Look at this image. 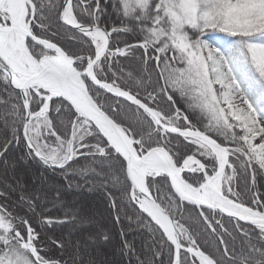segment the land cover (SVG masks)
<instances>
[{
  "label": "trees",
  "instance_id": "trees-1",
  "mask_svg": "<svg viewBox=\"0 0 264 264\" xmlns=\"http://www.w3.org/2000/svg\"><path fill=\"white\" fill-rule=\"evenodd\" d=\"M31 1L32 32L61 45L83 71L98 48L93 32L61 21L64 0ZM164 1L71 0L79 24L103 25L111 33L108 50L93 65L94 75L139 98L162 123L177 130L195 128L227 146L224 177L229 178L230 192L227 183L223 192L264 211V141L253 143L260 131L258 122H264V0H196L193 15L185 21L163 14ZM27 45L35 58L53 53L31 40ZM193 51L201 57H192ZM83 77L91 96L121 124L136 150L165 148L182 169L183 179L194 187L216 172L217 157L203 153L189 137L157 126L139 104ZM235 95L244 105L231 103ZM45 98L42 89L28 92L30 111L37 118L43 114L48 118L42 139L65 143L71 139L74 119L83 118L67 100L55 96L48 98L41 113ZM24 119L21 92L0 70V264H14L16 252L33 261L28 245L24 247L27 241L49 264L172 260L173 244L139 207L121 154L93 123L90 132L74 136V154L68 160L49 165L25 144ZM188 158H196L201 167H187ZM147 184L188 229L190 235L182 234L183 244L192 238L215 264H264L262 227L181 201L165 173L148 176ZM76 197L83 202L98 200L96 211L105 215L99 217L101 228L94 232L97 247L84 243L81 232L92 229L93 223L84 216L83 203L78 210L72 206ZM180 254L179 264L196 263L188 252Z\"/></svg>",
  "mask_w": 264,
  "mask_h": 264
},
{
  "label": "water",
  "instance_id": "water-1",
  "mask_svg": "<svg viewBox=\"0 0 264 264\" xmlns=\"http://www.w3.org/2000/svg\"><path fill=\"white\" fill-rule=\"evenodd\" d=\"M5 0H1L0 3L4 2ZM63 6L60 11V19L61 21L71 26L72 28L79 30V31H86V32H92V31H98L103 35V42L102 47L94 54L93 59L87 63L85 66L86 68L83 69V71H79L77 67L73 64V59L69 57L65 49L53 41L52 39H47L44 37H38L36 36L32 31L30 27V22L34 18V11H35V5H33V2L31 0H17L16 3V11L14 12L12 17V23L9 25V29L11 31H14L16 33V36L21 34L23 37H25V40L28 38L32 40L35 44L41 45L42 47H45L48 50H52L54 52V56L59 57L60 60H62L64 64V71L61 72L58 68L54 67L52 64L49 66H43L40 68V70L30 73V75H17V70L13 67L10 60L5 59L3 56H0V70L4 73L8 81H10V84L12 87L21 92V98L22 102L24 103V110H25V119H24V125L22 129V134L24 138L25 144H27V147L29 150L35 154L41 161L51 165V162L47 159V157L35 148L34 145H32L29 141L28 133H27V127L29 125V121L32 116V112H30V105L28 101V90L33 87V85L37 84L38 88H43L47 91H49L54 96H59L64 98L68 101V103L72 106V108L76 111H78L84 118L91 121L104 135L103 130H101L99 124L95 120L96 118L100 120L101 124L104 125L106 128L111 130L112 138L115 141V145L112 143H109L112 145L118 153L121 154L123 161H124V168L127 175V178L129 182L131 183V192H136L140 197L141 200L146 203L149 207L154 209L156 213H158L163 221V223L167 226V231H163L165 234H167L171 244H173V258L170 262L167 264H179L181 259V251L188 252L191 256H200L202 258H207L214 264V260L208 256L207 253H204L202 249L197 245L194 240L191 245H184L181 243V228L185 230V232L189 233L188 229L185 228L184 225H181L180 222H178L177 219H174L171 213L168 211V209L163 205L161 202L157 200L155 195L150 192L146 177L143 178V184L137 182L134 178V170L137 169L138 166H140L145 160V157L152 152H159L164 151L169 159V153L165 150V148H158V147H151V149L142 152L140 155H136L134 151L131 149L130 145L128 144V136L125 132V129L121 126L120 123L116 122L107 112L102 109L97 101L91 96L89 92V88H87L86 80L83 77L84 75L88 77V79L95 83L97 86L103 88L104 90L107 89L108 91L113 92L114 94H119L125 98L130 99L131 101L135 102L136 104H139L141 107H143L150 117H152L154 123L157 126L163 127L165 130H169L168 127L162 124L161 121L157 117H155L154 112L150 107H148L145 103H143L139 98L136 96H133L130 92L127 90L124 91L119 86H114L108 82H101L98 80L97 77L93 75V65L104 55V53L109 48V41L111 39V33L109 30H107L103 25H97V24H91V25H84L79 24L73 20H67L66 19V11L71 7L70 0H64ZM29 11V18H27V12ZM27 19V21H26ZM50 56H43V58H48ZM34 58V57H33ZM37 60L36 58H34ZM53 73L58 79L59 87L61 89V93L57 94L48 88L44 87L43 85H39L38 81L41 79V77ZM72 78L75 80V88L78 91L81 99H83V103H80L77 99H75L73 93L75 91V88L72 87ZM184 130H182L183 132ZM195 132L196 134L205 135L199 132L197 129H193L192 133ZM184 133V132H183ZM206 136V135H205ZM208 137V136H207ZM210 138V137H209ZM107 139V138H106ZM213 145L217 146L219 149H221L225 153V161L222 166V169H218L216 173L222 172L225 169V164L229 158V151L227 146H223L220 143H218L215 139H212ZM110 142V141H109ZM172 167L175 169V174L172 173L171 169L168 168V166L165 165L164 167V173L167 175L168 179L170 180L172 191H175L176 195L179 197V199L183 202L190 203L194 206H197L199 209H209L216 212H220L224 214L227 217H230L234 220H241L248 224H253L260 226L257 222V220L252 218H244L242 216H238L233 212H230L229 210H225L224 208L220 207L219 205H215L211 202L203 201L198 199L197 197L190 196L186 192L184 193L182 190H180L176 184V179L183 180L181 169L177 167L173 159H171ZM212 179L213 176H210ZM219 195L222 199L225 200H231V198L228 195H225L222 191L219 192ZM141 207V206H140ZM143 211L147 213L144 209ZM150 217L151 215L147 213ZM152 218V217H151ZM264 222V217L261 218ZM153 220V219H152ZM155 221V220H153ZM156 222V221H155ZM157 223V222H156ZM159 224V223H158ZM160 225V224H159ZM35 257V255H34ZM43 264H46L43 262Z\"/></svg>",
  "mask_w": 264,
  "mask_h": 264
},
{
  "label": "rangeland",
  "instance_id": "rangeland-1",
  "mask_svg": "<svg viewBox=\"0 0 264 264\" xmlns=\"http://www.w3.org/2000/svg\"><path fill=\"white\" fill-rule=\"evenodd\" d=\"M195 1L196 0H165L164 1V7H163V14L168 15V18L173 17V19L175 20H181V21H185L187 19V17H191L194 13L195 10ZM251 9V8H249ZM68 14V13H67ZM69 17H73L71 14H68ZM185 18V20H184ZM94 42L97 46H101L102 43V34H100V32L98 31H94ZM26 50H20L19 48L16 49L13 53V58L17 61V62H24V65H22L21 67L25 70L26 73H30L31 71H33L32 69H30V64L29 62H27L29 59H32V57L28 56ZM190 55L194 58H200L201 56H199L198 54H196L195 51H193L192 53H190ZM202 66L203 69H206V62L203 61L202 62ZM37 85H35L36 87ZM231 103H237L239 105H244V100L242 99V97L240 95H235L234 98L232 99ZM30 127H29V132L31 135V140L37 145V147L39 148V151L42 154H45L47 159H50L52 161H58L59 159V152L63 151L65 149V146L62 145L59 140H55L54 142H47L46 140H42V130L44 127H47L49 122L48 119L46 117H43L41 119H34L33 115L31 116L30 119ZM260 124V131L257 133V136H255L253 138V143L257 144L260 141H264V122L259 121L258 122ZM86 123L84 124H76V126L73 129V136H80L83 134H86L87 129H86ZM166 127L171 128V126L169 124H165ZM185 133V135L187 137H189L191 139L192 142L196 143L199 147H201L202 152L203 153H207L210 155H214L216 157H218L219 162L221 160L224 159V152L219 149L217 146L211 144V143H207V142H203L201 140V137L198 136V134H196L195 132L192 133V131L190 129H186L183 131ZM138 153L140 154V152L138 151ZM262 158L264 159V154L262 156ZM186 166L189 168H192L194 166L196 167H201V165L199 164V162L197 161L196 158H188L186 161ZM27 172H30L29 170ZM32 174V173H30ZM225 176V172L221 173L220 175H215L213 176L214 179L209 178V176L207 175L205 178V181L197 186L199 188H203V187H208V183L210 180H213L214 185L219 184L220 189L223 191V186L224 183L226 185L227 191L230 192V188L228 187V180L229 178L224 177ZM228 179V180H227ZM79 200L75 199H71V203L73 204L72 206L74 207V209L76 208L78 210L79 207H81L80 205L83 203V206L85 208V212L87 215V221L93 223L92 226L93 228L87 231H82L81 233L84 234L82 237H84V240L86 242H84L85 244H89L88 242L91 243L92 246H98L97 245V241H98V237L97 234H94V232L97 233V231L101 228L100 224H101V220L99 222V217L103 216L105 218V215L101 212L100 214L97 213L96 209L99 208L100 209V205H98V200H94L92 201L91 199H85V201L83 202L81 198H78ZM96 199V198H95ZM52 221H58V220H62L64 218H58L57 219H53L50 218ZM80 219H77V223H79ZM100 223V224H99ZM91 233V234H90ZM90 234V235H89ZM85 235H89L88 237ZM90 237V238H89ZM28 242V241H27ZM25 242L24 243V247H27V245L29 246V244ZM12 262H14V264H33V261H30L29 256L25 255L24 253H20V252H16L14 254V257L12 258Z\"/></svg>",
  "mask_w": 264,
  "mask_h": 264
},
{
  "label": "bare ground",
  "instance_id": "bare-ground-1",
  "mask_svg": "<svg viewBox=\"0 0 264 264\" xmlns=\"http://www.w3.org/2000/svg\"><path fill=\"white\" fill-rule=\"evenodd\" d=\"M16 3H17V0L11 1V6H12L11 11L12 12H14L16 9ZM70 19L68 18V20H70ZM27 62H29L30 69H32L34 72L38 71L42 67V65L43 66H49L51 64L54 67L61 70V72L64 71V69H65L62 60H60V58L56 57V56H50L48 58H43V60H41L40 62L36 61L34 58H32V59H29ZM23 64H24V62H18L17 63L15 60L12 61L13 67L16 68V70H18V72H20L21 75H25V73H26L25 70L22 68ZM71 83H72V87L75 88L74 78H72ZM38 84L43 85L44 87L48 88L49 90H52L53 92H55L57 94L61 93V89L59 87L58 79H56V77L53 73L47 74V75L41 77V79L38 81ZM73 95H74L75 99H77L80 103L84 102L83 99H81L76 88H75ZM95 120L99 124L101 130H103V133L105 134L107 140H109L110 143L115 145V141L112 138L111 130H109L104 125H102L99 119L96 118ZM198 136L201 137V140L203 142L205 141L207 143L213 144L212 140L209 137H207L205 135H200V134H198ZM29 141L32 145L35 146V144H33L32 140L30 138H29ZM128 144L130 145V147L134 151V153L136 155H138L137 151L134 150V146H133L132 140L130 138H128ZM48 160L51 162V165H53V164L60 165V163H61V161H59V159H58V161H55V162L50 160V159H48ZM144 160L145 161L140 166H138L136 170H134L135 172L133 174L135 180L137 182H139L140 184L141 183L143 184V178L145 175L150 174L152 172L162 173V171H164L165 165L168 166L169 169H171L173 174H175V169L172 167L171 159H169L167 157L166 153L162 150L159 152H152L151 151V153H149L145 157ZM223 164H224V159L221 160L219 163L220 169H222ZM220 173L221 172H218L216 174L220 175ZM212 179H214V178H212ZM175 180H176V184H177L178 188L180 190H182L184 193L186 192L190 196H193L195 198L197 197L200 200H203V201L207 200L208 202H211L215 205H219L220 207L224 208L225 210H227V211L229 210L230 212H233L238 216L240 215L244 218L255 219V220H257V222L260 226L264 227V222L261 219L264 217V213L259 212L257 210H254L252 208H248L247 206L240 203L239 201L237 202V201L232 200V199L227 201L225 199H222L219 195V192L221 190L220 186H219V184L214 185L213 180L209 181L208 187H203V188H199V187L194 188L186 180H181V179H176V178H175ZM135 195H136V193H135ZM137 201H138V197H137ZM139 207L141 208L142 211L144 209L147 213H149L152 217L151 219L155 220L157 223L160 224V226L164 230L167 231L166 224L163 223L160 215L158 213H156V211L154 209L149 207L142 200L139 202ZM27 248L31 252V256H32L33 261H35L37 264H43V262H45L46 264H49L51 262V261H44V260L39 259V257L37 256L36 250H34V248H32L30 245ZM34 255H35V257H34Z\"/></svg>",
  "mask_w": 264,
  "mask_h": 264
},
{
  "label": "flooded vegetation",
  "instance_id": "flooded-vegetation-1",
  "mask_svg": "<svg viewBox=\"0 0 264 264\" xmlns=\"http://www.w3.org/2000/svg\"><path fill=\"white\" fill-rule=\"evenodd\" d=\"M195 260H196V263L197 264H201L200 261L197 258Z\"/></svg>",
  "mask_w": 264,
  "mask_h": 264
}]
</instances>
